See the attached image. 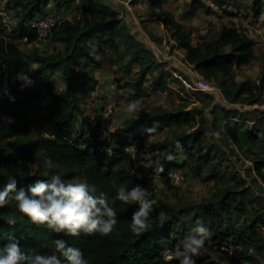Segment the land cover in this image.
<instances>
[{
	"label": "trees",
	"instance_id": "obj_1",
	"mask_svg": "<svg viewBox=\"0 0 264 264\" xmlns=\"http://www.w3.org/2000/svg\"><path fill=\"white\" fill-rule=\"evenodd\" d=\"M6 1L17 9L19 32L18 37L0 34V97L15 111L38 104L40 119L46 123L45 134L48 136L36 138L23 128L17 118L0 114V186L14 176L18 189L27 190L29 185L43 178L39 173L33 176L27 162L48 156L61 163L62 178L68 180L80 176L82 180L94 184L98 192H105L110 203L120 187L131 189L140 184L146 188L147 176L138 177L128 169H117L124 160L130 163L128 149L136 145L142 147L144 137L149 133L146 129L159 130L161 124L173 122L204 121L202 110L187 112L184 106L173 110L159 108L149 117L127 119L122 128L109 133L104 139L99 137L102 117L97 116L98 128H92L87 136L83 132L87 117L82 111L80 97L95 89L92 84L95 79L80 72V69L98 64L96 54L104 53L118 40L130 58L139 62L141 76L151 75L154 78L156 89L167 83L168 76L162 72L153 52L100 0H84L89 16L77 22L61 20L52 30L49 37L63 44V50L51 55H41L35 51L27 56L17 38L21 40L27 35L26 25L44 15V9L52 0ZM55 1L61 8L71 6L74 0ZM161 1L156 0L154 4ZM209 4L227 13L228 8L241 7L238 0H192L186 5L193 9L192 12L203 6L206 12L212 13L208 9ZM263 6L264 0H254L256 17L261 14ZM161 23L176 45L185 51L186 61L207 82L221 89L228 102L259 103V93L264 90L263 80L258 83L231 81L237 69L249 65L256 58V41L246 28L238 27L234 22L224 23L214 36L199 35L201 42L195 45L192 36L197 30L188 28L176 19L171 10L163 9ZM35 39L36 34H30V44ZM19 72L28 73L33 83L22 86L15 79ZM56 72L67 83L64 89H59L54 81L49 80V75ZM7 93L15 98L14 103ZM203 94L212 99L211 94ZM77 114L84 117L80 123L81 130L76 127ZM4 117H10L14 122L8 124ZM260 121L259 125L264 126ZM195 137V134L186 132L175 133L172 138L159 143L158 147L163 153L147 166L148 175L166 177L171 171L181 168V156L194 157L192 146ZM263 167L264 160L256 162V172L264 182ZM244 194H247V188L241 191L227 189L205 199L195 219L209 228L211 236L207 242L212 241L218 248L225 242L243 246L242 261L232 258L235 264H260L257 257L264 258V210L254 213L253 217H244ZM150 198L157 203L151 214V228L142 236L131 234L129 228L132 212L138 205H126L117 200L112 205L118 220L114 233L109 236L81 234L79 237L57 236L46 228L36 227L19 213L15 200L11 199L5 207L0 208V245L6 243L11 235L20 240L22 248L29 254H50L54 247L52 241L63 238L69 245L81 249L89 264H178L175 259L166 260L163 252L166 244L172 248L174 236L183 234L185 219L181 217L187 210L155 196ZM160 212L166 216L163 223L157 219ZM9 217H14L17 223L9 225Z\"/></svg>",
	"mask_w": 264,
	"mask_h": 264
},
{
	"label": "rangeland",
	"instance_id": "obj_2",
	"mask_svg": "<svg viewBox=\"0 0 264 264\" xmlns=\"http://www.w3.org/2000/svg\"><path fill=\"white\" fill-rule=\"evenodd\" d=\"M100 1L114 11L115 16L123 24H126L136 38L153 52L158 65L162 72L168 76V79L162 88L156 89L154 78L151 75L141 76L139 62L132 60L125 48L116 40L112 47L105 50L104 53L95 55L96 60L99 61L98 64L80 69V72L95 79V82L92 83L95 89L80 97L82 111L87 117L86 129L83 132L88 136L92 128H98L95 120L97 116L102 117L99 137L104 139L109 133L122 128L127 119L149 117L159 108L173 110L184 106L187 112L201 109L204 115V121L196 123L161 124L159 130L145 135L141 148L136 145V151L130 153V163L124 160L117 166V169H128L138 177L147 176L146 188L149 191V196H155L171 205L187 210L184 217H181V219H185L183 234L173 237L175 243L170 249L174 251L176 245L198 223L195 217L199 216V206L205 204V199L227 189L241 191L247 188V194L242 197L245 202L244 217H253V214L258 211L261 213L264 210V182L256 172V162L264 160V126L259 125L260 120L264 123V90L259 93V103L254 105L230 103L221 89H215L209 93L212 99L206 97L203 92L192 90L189 88L190 82L196 80L198 76H202L195 68H188L189 63L186 61L185 51L176 45L171 39L170 33L164 29L161 23L163 9L171 10L176 19L188 28L199 32L192 36L193 44L196 45L201 42L199 35L214 36L218 25L235 21L244 28L242 18L255 17L254 0H248V7L246 5L238 9L228 8V13L215 8L212 14L206 12L203 6H199L198 10L192 12L193 9L186 5L192 0H162L155 4L156 0ZM85 4L84 0H74L71 6L60 8L56 1L52 0L44 9L42 16L54 15L58 17L59 21L77 22L89 16ZM0 6L10 9L14 14L13 23L4 24L0 21V34L18 37L17 9L10 6L6 0H0ZM232 12L233 15H230ZM28 25L29 23L26 26ZM261 26H264V23ZM258 29L254 30V35L257 34V37H253L256 40L255 60L249 65L237 69L231 81L237 83L264 81L262 79L264 74V28ZM257 39L259 40L258 44ZM17 42L27 56L35 51L41 55H51L64 49L63 44L53 41L51 37L38 44H23L19 38H17ZM184 70L190 75H186ZM49 80L54 81L59 89H64L67 86L64 78L58 72L49 75ZM212 86L214 85L212 84ZM113 100L115 106L110 110V120L104 123L106 105L109 102H114ZM131 100L140 101L135 114L127 112V103ZM39 107L38 104H34L15 111L0 97V114L17 118L23 128L36 138L48 136L45 134L46 123L40 119ZM76 116V127L81 130L80 123L84 117L79 114ZM197 119L199 120V117ZM121 120H123V126L118 123ZM113 121L117 123H113ZM217 131L220 132L219 139L212 135ZM182 132L195 134L196 137L192 146L194 157L181 156L182 161L179 164L183 166L171 171V173L179 175L178 183L172 181L169 176L171 173L166 177L157 174L148 175L147 166L156 161L163 153L158 144L172 138L175 133ZM262 173L264 175V167ZM77 178L82 180L80 176ZM154 180L155 183H153ZM169 246L170 244H166L164 250ZM205 249L202 255L194 257L196 264H235L232 257L220 251L212 241H206Z\"/></svg>",
	"mask_w": 264,
	"mask_h": 264
},
{
	"label": "clouds",
	"instance_id": "obj_3",
	"mask_svg": "<svg viewBox=\"0 0 264 264\" xmlns=\"http://www.w3.org/2000/svg\"><path fill=\"white\" fill-rule=\"evenodd\" d=\"M15 79L22 86L33 83L30 75L24 72L17 73ZM6 95L10 96L9 93ZM10 99L15 102L14 97L10 96ZM139 105V100L129 101L127 112L135 114ZM108 116L106 112L105 119H108ZM3 120L8 124L14 122L10 117H4ZM118 123L123 126V120ZM146 131L150 133L154 129ZM212 135L216 139L220 138L218 131ZM27 168L33 170V176L39 173L43 178L37 179L25 190L18 189L16 177H9L8 182L0 186V208L14 199L19 213L38 228H46L57 236H109L116 231L118 223L116 209L112 206L117 200L126 205H138L131 216V234L142 236L151 228V214L157 201L150 198L148 189L143 185L137 184L131 189L120 187L110 203L108 195L103 191L98 192L94 184L78 178H62L61 163L51 157L45 156L35 162H27ZM155 182L154 180L153 183ZM157 219L163 223L166 219L165 213L160 212ZM7 223L15 225L17 221L14 217H9ZM210 236L209 228L203 222H198L176 245L173 252L164 254L165 258L175 259L178 264H196L194 257L203 254L206 250L205 243ZM52 245L54 247L50 254H29L22 248L19 239L9 235L7 242L0 245V264H89L83 251L69 245L65 239H54ZM257 259L260 264H264V258Z\"/></svg>",
	"mask_w": 264,
	"mask_h": 264
},
{
	"label": "built area",
	"instance_id": "obj_4",
	"mask_svg": "<svg viewBox=\"0 0 264 264\" xmlns=\"http://www.w3.org/2000/svg\"><path fill=\"white\" fill-rule=\"evenodd\" d=\"M0 18L4 24H11L14 21V14L10 9L4 6H0ZM59 22L60 21L58 17L54 15H46L38 18L36 17L33 21L29 23L28 26H26L27 35H24L22 37L21 42L23 44H29L30 34H36V39L34 43L37 44L40 43L41 41H43L44 39L50 36L52 30L59 24ZM189 88L195 91L206 92V93H212L213 91H215V89H218L212 86V84L207 82L203 77H199V76L196 78V80L190 82ZM114 106H115V101L107 103L105 113L107 112L109 116L108 119H105V114H104V123L110 120V110H112ZM128 151L129 153H134L136 151V146L130 147ZM109 154L111 153L109 152ZM169 176L171 177L172 181L178 183L180 179L178 174L171 173ZM219 250L229 254L235 260L242 261V256L244 253V248L242 245H235L231 242H225L219 248ZM166 252L171 253L172 251L170 248H168L165 249L163 253L165 254Z\"/></svg>",
	"mask_w": 264,
	"mask_h": 264
},
{
	"label": "crops",
	"instance_id": "obj_5",
	"mask_svg": "<svg viewBox=\"0 0 264 264\" xmlns=\"http://www.w3.org/2000/svg\"><path fill=\"white\" fill-rule=\"evenodd\" d=\"M238 2H239V4L241 5V7H245L246 5H247V7H248V0H238ZM208 6H210L208 9L210 10L211 9V12L213 13V11H214V9L215 8H218V7H216V6H213V5H211V4H209ZM240 7V8H241ZM218 9H220V8H218ZM221 10V9H220ZM211 13V14H212ZM241 15V14H240ZM254 15V14H253ZM242 19H243V21H242ZM241 19V21L244 23V28H246L247 30H248V32H250V36L251 37H257V34H255L254 35V30H257L258 28L260 29H263L264 28V26H261V24H263L264 23V6H263V9H262V11H261V14L258 16V17H254V18H251V16L249 17V18H242ZM234 22V24H236V26H238V27H241L242 25H239L238 23L239 22H235V21H233ZM220 27L221 26H219L218 25V29H217V32L220 30ZM190 28V27H189ZM258 29V30H259ZM259 38V37H258ZM256 41V40H255ZM258 42H259V40L257 39V44H258ZM262 45V44H261ZM195 68L193 65H191V64H188V68ZM185 71V70H184ZM191 72V71H190ZM186 75H190L188 72H184ZM192 73V72H191Z\"/></svg>",
	"mask_w": 264,
	"mask_h": 264
}]
</instances>
